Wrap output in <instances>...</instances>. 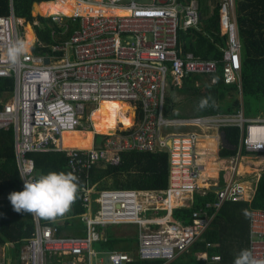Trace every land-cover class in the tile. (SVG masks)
Masks as SVG:
<instances>
[{"label":"built area","instance_id":"obj_1","mask_svg":"<svg viewBox=\"0 0 264 264\" xmlns=\"http://www.w3.org/2000/svg\"><path fill=\"white\" fill-rule=\"evenodd\" d=\"M71 1L72 14L59 11L42 16L65 30L66 19L78 21L79 29L68 39L50 44V53L46 54L32 52L34 38L16 62L9 59L7 49L17 42L24 44L25 35L19 30L26 23L15 17L11 6L8 15L0 16V79L12 80V88L0 92V130L12 128L14 163L22 188L25 180L35 179L29 154L64 153L67 171L78 178L83 209L79 215L84 233L81 236L61 235L58 226L42 224L39 217L30 213L33 229L20 245L17 262L175 263L189 252L225 201H251L253 184L262 170L256 167L250 171L253 178L247 181L242 179L245 173L240 172L239 165L245 158L254 164L245 155L264 156V117H245L242 109L236 114L191 118L163 115L169 92L179 90L188 76L209 77L211 84L216 82L213 76L219 61L182 53L176 44L178 30L196 28L199 24L196 0ZM220 5L221 34L227 37V48L220 61L223 82L240 90L235 0H220ZM101 101L129 105L132 125L120 129L121 123H117L114 131L103 135L105 138L98 144L94 143L96 133H93L87 149L63 148L62 135L87 130L83 126L85 119L92 130L91 115ZM171 126L192 129L182 131L170 129ZM230 126L239 129V144L234 155L220 158L217 153L221 129ZM209 136L215 139L217 147L212 151L217 164L214 177L204 174L209 150L199 146L200 140ZM133 150L167 153L164 190L98 189L90 183L88 172L93 165L117 167L121 152ZM209 191L213 194L212 201L193 210L190 222L172 217L174 210L192 206L194 194L204 197ZM248 222V251L252 259L264 261V209H251ZM110 226L136 227V248L95 250L94 242L107 240L101 229ZM209 246L206 244L205 248ZM194 258L202 264L221 263L220 257H207L204 253L195 254ZM0 264L10 263L0 259Z\"/></svg>","mask_w":264,"mask_h":264},{"label":"trees","instance_id":"obj_2","mask_svg":"<svg viewBox=\"0 0 264 264\" xmlns=\"http://www.w3.org/2000/svg\"><path fill=\"white\" fill-rule=\"evenodd\" d=\"M48 1L51 0H0V16L8 15L11 6L16 18L23 19L25 23L32 26L34 32V34L32 32V41L34 35L36 38L32 52L36 54L50 53V44L54 41L68 39L73 31L79 29L78 21L73 23L70 19H66L65 30L63 26L54 24L50 18L33 17L32 9L33 13L42 14L61 11L65 15H70L74 12L73 3L59 0L55 3L33 5ZM205 2L207 1L197 0L200 14L198 26L178 30L176 44L182 53L190 52L201 60L219 61L217 72L213 76L216 82L211 84L209 77L188 76L183 80L179 90L172 89L169 92L163 115L166 118L230 115L242 109L245 117H256L264 112V0H235L240 41V90L236 85L226 86L223 82V69L220 61L223 59V50L227 48V37L221 34L220 0H211V9L207 8ZM79 8L85 9L84 6ZM103 13L107 15L106 11ZM27 27L30 28L28 25ZM11 88V79H0L1 93ZM202 100L208 101L203 107L200 106ZM94 123L97 128L101 127L99 119H96ZM107 125L111 129L116 127L110 121H107ZM221 132H224L228 146L220 147L219 155L221 158H228L236 152L240 138L239 129L232 126L223 127ZM95 138L103 139L105 136L95 135L94 140ZM203 141L208 149L216 150L213 149V145L216 144L213 137H205ZM28 158L33 162L35 178L38 174L48 172L69 173L66 169L64 153H33L29 154ZM211 161L215 162L213 158L208 159L206 167L210 166ZM119 164L117 167L93 165L88 172L90 183L96 185L98 189L160 191L166 188L168 163L167 153L164 150L121 152ZM22 190L14 163L12 128L0 130V246L12 243L13 250L8 245L5 250V257L10 264H18L17 254L20 245L30 236L33 229L30 213L16 212L8 199L11 193ZM212 199V191L204 197L194 194L192 206L174 210L172 217L188 223L191 212L204 207ZM80 202L81 194L78 190L69 211V214L76 219L83 211ZM251 209H264V171L261 172L251 195V201H225L213 216L206 230L191 246L189 252L180 256L172 264H202L194 258V255L198 253H204L207 257H220V264H234L241 251H248V219ZM245 210L247 215H245ZM39 221L43 222L42 224L53 223L50 219L40 217ZM136 242L137 231L134 234L123 236V242L107 233V241L100 242L99 248L107 251L127 250L132 248ZM206 244L210 245L209 248H205Z\"/></svg>","mask_w":264,"mask_h":264},{"label":"clouds","instance_id":"obj_3","mask_svg":"<svg viewBox=\"0 0 264 264\" xmlns=\"http://www.w3.org/2000/svg\"><path fill=\"white\" fill-rule=\"evenodd\" d=\"M25 51V45L17 42L7 49V55L11 61L16 62ZM207 102V100H202L200 106L203 107ZM257 182L253 184L254 189ZM222 184L221 174L220 185ZM77 191L78 178L72 173L48 172L38 174L33 180H25L23 190L11 193L8 199L18 213L21 211L33 213L40 218L51 220L63 216L70 210L76 199ZM247 214L245 210V215ZM234 264H264V261L252 259L251 253L243 250L235 259Z\"/></svg>","mask_w":264,"mask_h":264},{"label":"bare ground","instance_id":"obj_4","mask_svg":"<svg viewBox=\"0 0 264 264\" xmlns=\"http://www.w3.org/2000/svg\"><path fill=\"white\" fill-rule=\"evenodd\" d=\"M61 2L66 3H73L71 0H59ZM107 15L112 14V12L109 13V11H106ZM26 28L28 29L27 25L25 26V49L27 50L28 47L32 43V36L29 35V30L26 31ZM30 29V28H29ZM126 113V114H125ZM258 117H264V112L260 113L256 117L252 118H258ZM99 119L101 121V128L97 129L95 126V120ZM92 130L91 131H75V132H69L64 133L62 135V147L65 149H74V148H80V149H87L90 146L92 134H101V135H107L111 134L114 129H111L107 125V121H110L112 124L116 125L118 122L123 125V127H129L132 125V112L129 105L126 103H119L115 101H101L98 103V106L94 109L92 115ZM199 146L203 147L206 146L203 140H200ZM213 146H216L214 144ZM208 149V147L206 146ZM208 154L205 156V163H207L208 159L213 158L212 151L208 149ZM214 167H217L216 164ZM205 176L207 177H214V174H211L212 169V163L209 167H206L205 165Z\"/></svg>","mask_w":264,"mask_h":264},{"label":"rangeland","instance_id":"obj_5","mask_svg":"<svg viewBox=\"0 0 264 264\" xmlns=\"http://www.w3.org/2000/svg\"><path fill=\"white\" fill-rule=\"evenodd\" d=\"M210 6H212L211 3L209 4L208 9L211 8ZM31 14H32L33 17H37V16H42V15H43L42 13H39V12H37V13L34 12V13H33V9H32V11H31ZM26 25L30 26L31 29H29V28L27 29V28H26V31L29 30V35L32 36L33 29H32V26H31L30 24H28V23H26V24L24 25V27H21L20 30H19V32L22 34V36L25 35V26H26ZM33 34H34V32H33ZM33 46H34V45H33ZM118 123H119V122H118ZM83 126H84V129H86V128L90 129V126H87V121H86V119L83 121ZM117 126H118V125H117ZM118 127H119L120 129H121V128H125V127H123L122 124L119 125ZM79 128H82V126L79 127ZM169 128H170V129H180V130H182V131H186V130L189 129V128H187V127H183V126H171V127H169ZM208 132H211V131L209 130ZM212 133H213V132H212ZM96 135H101V134H96ZM94 136H95V135H94ZM102 136H103V135H102ZM99 141H100L99 138H95L94 143H95V144H98ZM245 156H248V159H249L250 161L254 162V164L249 163V161H248L246 158H245V160H244V162H243V165H244L245 167H248V168L250 169V171H253V170L256 168V166L258 167L257 169H259L260 171H261V170L264 171V156H250V155H245ZM211 163L215 165V163H213V161H211ZM216 168H217V167H214V168H212V169H215V171H216ZM212 169H211V172H210V173H211V174H214V172H212ZM250 171L245 172L244 176H242V179H245V180H247V181H250V179L253 178V173H249ZM246 185L248 186V184H246ZM106 230H107V233H108V234H112L114 238H116L117 240L123 242V236L130 235V234H134L135 231H136V228L134 229L133 227L111 226V227H108ZM121 239H122V240H121ZM99 243H100V242H94V243H93V248H95V246H96L97 244H99ZM94 244H95V245H94ZM95 249H97V248H95ZM7 263H8V262H7Z\"/></svg>","mask_w":264,"mask_h":264},{"label":"crops","instance_id":"obj_6","mask_svg":"<svg viewBox=\"0 0 264 264\" xmlns=\"http://www.w3.org/2000/svg\"><path fill=\"white\" fill-rule=\"evenodd\" d=\"M186 1V0H185ZM207 2H205L206 3V6H207V8H208V6H209V4L211 3L212 4V2H211V0H206ZM196 2H197V0H196ZM36 3H34L33 5H35ZM198 4V3H197ZM33 5H32V7H33ZM198 6V5H197ZM211 7V6H210ZM211 9V8H210ZM196 117V116H195ZM188 118H191V117H188ZM100 124H101V121H100ZM101 127H99V128H97V129H100ZM187 128H189V127H187ZM190 130L192 129V128H189ZM86 131V130H85ZM217 147L216 146H213V149H216ZM214 164H212V168H214ZM239 170H240V172H248V171H250V169L248 168V167H245L243 164H240L239 165ZM212 172H214V175H215V173H216V171H215V169H212ZM70 173V172H69ZM78 190H79V188H78ZM79 193H80V190H79ZM81 194V193H80ZM82 208V207H81ZM70 211V210H69ZM69 211L67 212V213H65L63 216H60V217H57V218H55V219H51L52 220V222L53 223H51V224H53V225H56V226H58V230H59V233L61 234V235H66V236H81L79 233L80 232H83V226H82V224H81V221H80V219H79V216H77V218L78 219H76L75 217H73L72 215H70L69 214ZM78 220V221H77ZM70 221V223H66V222H69ZM43 223V222H42ZM62 225V226H61ZM111 227V226H110ZM123 227H133V226H123ZM108 227H106V228H103V229H101V233L103 234L104 233V236L106 237V239H107V233H106V229H107ZM134 229L136 228V227H133ZM136 231H137V229H136ZM107 241V240H106ZM106 241H98V242H106ZM137 242H138V235H137ZM137 242L135 243V245L134 246H132V248H130V249H127V250H132V249H135L136 248V246H137ZM6 245H8V246H10V249H12L13 250V245H12V243H9V244H6ZM6 245H3V246H0V259H3L6 263L8 262L9 263V261H8V259L5 257V250H6ZM95 245V244H94ZM99 246H100V243L99 244H97L96 246H95V248H97V249H95V250H97V251H107V250H101L100 248H99ZM114 250H117V249H114ZM120 250V249H119ZM111 251V250H110ZM113 251V250H112ZM11 252V251H10ZM2 255H3V258H2Z\"/></svg>","mask_w":264,"mask_h":264},{"label":"water","instance_id":"obj_7","mask_svg":"<svg viewBox=\"0 0 264 264\" xmlns=\"http://www.w3.org/2000/svg\"><path fill=\"white\" fill-rule=\"evenodd\" d=\"M45 63L46 64L48 63V59L45 60ZM220 136H221L220 146L221 147H227L228 146V142L225 139L224 132H221ZM229 148H233V146H229Z\"/></svg>","mask_w":264,"mask_h":264}]
</instances>
